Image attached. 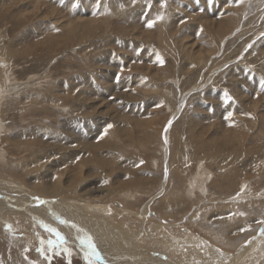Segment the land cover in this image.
Listing matches in <instances>:
<instances>
[{"label":"rangeland","instance_id":"1","mask_svg":"<svg viewBox=\"0 0 264 264\" xmlns=\"http://www.w3.org/2000/svg\"><path fill=\"white\" fill-rule=\"evenodd\" d=\"M0 45V264H88L59 232L80 243L82 213L55 231L19 219L56 189L104 235L140 232L126 238L151 260L171 234L230 264L238 248L201 230L220 224L264 264V0H0Z\"/></svg>","mask_w":264,"mask_h":264},{"label":"bare ground","instance_id":"2","mask_svg":"<svg viewBox=\"0 0 264 264\" xmlns=\"http://www.w3.org/2000/svg\"><path fill=\"white\" fill-rule=\"evenodd\" d=\"M6 56V60H7V62H8V60H9V58H8V55H9V50H7V49H5L2 45H0V56ZM10 61V60H9ZM4 62H3V60L1 61V65L3 64ZM2 70V68L0 67V71ZM10 72V71H9ZM5 73V72H4ZM5 75V74H4ZM15 76V75H14ZM4 80H5V78H4ZM10 80V79H9ZM18 80V79H17ZM12 81V80H11ZM19 81V80H18ZM9 82V81H8ZM2 85H0V87H1ZM6 86H7V84H6ZM28 86V85H27ZM1 90H2V88H0ZM15 89V88H14ZM0 90V91H1ZM6 90V89H5ZM3 91V90H2ZM8 91V90H7ZM21 91V90H20ZM16 92V91H15ZM2 93V92H1ZM5 92H3V94H4ZM7 93V92H6ZM5 93V94H6ZM11 93V92H10ZM2 95V94H1ZM5 96V95H4ZM15 96V95H14ZM2 98V97H1ZM0 98V99H1ZM10 98V97H9ZM1 101V100H0ZM10 101H11V99H10ZM1 106V105H0ZM1 108V107H0ZM3 109V108H2ZM6 110V109H5ZM2 112H3V110H2ZM2 115H3V113H2ZM4 119V118H3ZM2 127V126H1ZM1 129V128H0ZM6 129V128H5ZM2 130H3V128H2ZM3 135H5V134H3ZM2 135V136H3ZM3 138V137H2ZM1 139V138H0ZM0 142H1V140H0ZM33 143V142H32ZM31 143V144H32ZM35 143V142H34ZM16 144V143H15ZM18 144V146H19V143H17ZM21 144V143H20ZM39 144V143H38ZM34 145V144H33ZM10 149H11V147H10ZM13 149V148H12ZM35 150H37L36 149V147L34 148ZM4 150V149H3ZM20 150V149H19ZM2 151V150H1ZM7 151V150H6ZM8 152V151H7ZM25 152V151H24ZM4 153V152H3ZM8 157V156H7ZM3 158H6V157H3ZM38 158V157H37ZM15 163V162H14ZM198 163V162H197ZM187 164V163H186ZM204 165V164H203ZM38 166V165H37ZM36 166V167H37ZM197 166V165H196ZM197 169V168H196ZM36 171V170H35ZM29 172H31V171H29ZM37 172V171H36ZM2 174V173H1ZM29 174H31V173H29ZM41 174V173H40ZM4 175V174H3ZM2 175V176H3ZM6 175V174H5ZM5 175H4V177H5ZM23 175V174H22ZM37 175V173L35 174V177H37L36 176ZM206 175V174H205ZM6 176H8V175H6ZM10 176H11V174H10ZM25 176V175H24ZM29 176V175H28ZM28 176H26V177H28ZM40 176V175H39ZM43 176H45L44 174L42 175V177ZM19 177H23V176H19ZM31 177V176H30ZM1 178V177H0ZM10 178H12V177H10ZM16 178V177H15ZM17 178H18V176H17ZM33 179V178H32ZM35 179V178H34ZM34 179H33V181H34ZM41 179H44V178H41ZM37 180H38V178H37ZM201 180V179H200ZM30 181V180H29ZM202 181V180H201ZM2 182V181H1ZM25 182H27V180H25ZM205 182V181H204ZM20 183V182H19ZM40 183V182H39ZM38 183V184H39ZM43 183V182H42ZM10 184V183H9ZM208 184V183H207ZM11 185H13V184H11ZM27 185H29L30 186V184H27ZM208 185H210V184H208ZM18 186H19V184H18ZM32 187H34V186H32ZM37 187V186H36ZM22 188V187H21ZM26 189V188H25ZM35 189H37V188H35ZM35 191V190H34ZM56 191L57 192H55V193H53V196H47V197H38V196H41L40 195V193L41 194H43V193H45L44 191H42V190H39V195H37V193L38 192H35L36 193V195H37V197H35V198H31L32 199V201L30 200L29 201V199H27L28 200V202H30V204H34L36 207H38V208H36L35 210H33V212L35 213H33L34 214V216H30V217H24L23 215L25 214H21V213H19V219H21V217H22V219H25L26 218V220H28V219H34V220H36V222H40V223H43V224H45L46 226H48V228L50 229V228H52L53 229V227H54V223H55V221H54V223H52V221H53V219L54 220H56L57 222H59V218H55V216H57V215H60V216H64V218H65V220H70L71 219V217H72V214L74 215L75 213H82L81 214V217L79 218V220H81V222L78 220L77 222H79V223H81L82 225L81 226H79V227H81V230L82 229H85V232L88 234V236H90L91 237V239H92V241L94 242V244H95V242L98 244V246L100 247V249H102L100 252H98V253H100V254H98V256H99V258L102 260V261H106L107 262V264H116V262H119L118 260H121L122 261V264H125V263H129L128 262V260H130V261H132V262H138L137 260H135V259H138L139 261H141L143 264H162L161 262H159L158 260L156 261V258H158V257H162L163 255L162 254H160V253H164V254H167L168 255V257H170L171 259H168V258H166L167 259V261H168V263H166V264H175V263H173V261L174 262H176L177 264H214V263H216V262H213L212 261V257H210V258H207V257H205V256H201V257H197L195 254H193V252H194V250H195V246L194 245H196L195 243H193L191 240L192 239H190V238H188V239H190L189 241H188V244L186 245V249L184 248L185 246H183V249L181 248L182 247V244H181V242H180V240H178V239H175V237H173L171 234H166V237H165V239H162V241H160L161 242V244H158L157 246H158V248L159 249H161L160 251H158L159 252V254H157V255H154L155 257V260L153 259V260H151V256L153 255V254H151V255H149L146 251H144V250H138L136 247L137 246H139V242L136 240V239H134V241H135V243L133 244L131 241H128V239L126 238V237H128V238H131L132 236H133V234H135L136 233V235L137 234H141L140 232H137V231H135V233H134V231L132 232V231H130V230H128V229H126V228H124L123 230H119V229H117V228H113L114 229V231H112V232H114V233H112V234H109L110 232H111V230H103V228L105 227L103 224H101V223H99L98 221H99V219L98 218H95V221L92 223V224H90L92 221H90V220H88V218H90L89 216L90 215H85L84 214V212H85V210H84V208H88V207H91L90 205H88L87 203V206L84 204V202H83V204H81L80 206H78V208L76 207V204L74 203V202H71V201H68V199H66L65 198V200L63 201V203L62 204H59V203H61L62 202V200L64 199L63 197H58V196H61V195H66L65 193V191L64 190H59V189H56ZM34 193V192H33ZM83 193V192H82ZM122 193V192H121ZM125 193V192H124ZM92 194V193H91ZM129 194V193H128ZM43 195H45V194H43ZM54 195H58V196H56V197H54ZM168 195V194H167ZM6 196V195H5ZM71 196V195H70ZM84 196V195H83ZM8 197V196H7ZM67 197V196H66ZM85 197V196H84ZM9 198V197H8ZM52 198H57V200L58 201H54V200H52ZM6 199V198H5ZM167 200H169V202H177V203H180V201L178 202V199H179V196H178V194L177 193H175L173 196L171 195L170 197L168 196L167 198H166ZM24 200V199H23ZM67 200V201H66ZM127 200V199H126ZM40 201H44V203H40ZM53 201V203H51ZM75 201V200H74ZM212 202H214V201H212ZM9 203V202H8ZM58 203V205H56V206H54L55 208L54 209H56L55 210V212L57 213H55L56 215H54V209L52 210V208H48V206H51V205H54V204H57ZM130 204V203H129ZM128 205V204H127ZM181 205H183V204H181ZM180 205V206H181ZM207 205V204H206ZM22 206V205H21ZM25 206V205H24ZM80 207H82L81 209H82V211H81V209H80ZM93 207V206H92ZM97 207V206H96ZM15 208H17V207H15ZM31 208V207H30ZM33 208H35V207H33ZM93 208H95V207H93ZM18 209V208H17ZM221 209V208H220ZM11 210V209H10ZM15 210V209H14ZM122 210V209H121ZM214 210H216V207H215V209L214 208H212V210L211 211H214ZM13 211V210H12ZM89 211H91V208L89 209ZM24 212H26V211H24ZM6 213V212H5ZM12 213V212H11ZM14 213V212H13ZM18 213V212H17ZM22 213H23V211H22ZM3 214V213H2ZM31 214V213H30ZM101 214H103V213H101ZM0 215H1V213H0ZM4 215V214H3ZM7 215V214H6ZM29 216V215H28ZM70 216V217H69ZM10 217V216H9ZM61 217V218H62ZM79 217V216H78ZM92 217V216H91ZM230 218V220L233 222L234 220H235V218L234 217H229ZM7 219V218H6ZM101 219V218H100ZM103 219V218H102ZM62 220H64V219H62ZM64 220V221H65ZM83 221H85V222H83ZM56 222V223H57ZM0 223H1V221H0ZM11 223V222H10ZM39 223V224H40ZM75 223V222H74ZM84 223H86V225H84ZM160 223V222H159ZM162 223V222H161ZM64 224H65V222H64ZM74 225H77L78 226V224L76 223V224H74ZM87 225H92L91 226V228L90 227H88ZM216 225H218L217 227H214L215 229H217L216 231L215 230H208V229H201L203 232H204V234L205 235H208L209 237H210V239L213 241V243H215V244H223L226 248H227V250H230V251H232L233 249H237V252L240 254V255H236L235 253V255H233L232 254V258L230 259V264H235L236 262H237V260L238 261H240V263H242V264H250V263H248V261H246V258H247V256L244 254V251L246 252V250H240L239 248H240V243L241 242H239L238 244H237V246H235V243L233 242V240L232 241H230V240H228V239H226L223 235H222V232L223 231H220V229L222 228V225H220V224H216ZM76 226V227H77ZM120 226V225H119ZM154 226V225H153ZM182 226V225H181ZM20 227V226H19ZM71 227V226H70ZM75 227V228H76ZM107 227H109V225L107 224ZM54 228H57V227H54ZM75 228H73V229H75ZM123 228V227H122ZM153 228V227H152ZM151 228V229H152ZM157 228V227H156ZM51 229V230H52ZM59 229H61V228H59ZM59 229H56V230H59ZM153 230H154V228H153ZM175 230V229H174ZM79 231V230H78ZM105 231H109V235L107 234V235H104V233H105ZM183 231V230H182ZM59 232H61L60 234H61V236H62V238L63 239H65L66 241H68V242H70L71 244L72 243H74L77 247H79L81 250H84L85 249V252L86 253H88L90 250L87 248V245L86 244H82L81 243V241H80V243H78L79 242V240L77 239V237H76V235H74V230H72V229H70V228H68V227H63L62 228V230H60ZM165 232V231H164ZM167 232V231H166ZM76 233V232H75ZM181 233V232H180ZM179 233V234H180ZM22 234V233H21ZM25 234V233H24ZM76 234H79L78 232L76 233ZM191 234V233H190ZM264 234V232L263 233H261V235H263ZM184 236V235H183ZM255 236V235H254ZM15 236H13V238H14ZM141 237V236H140ZM160 237H162V236H160ZM178 237V236H177ZM259 237V236H258ZM11 238V237H10ZM17 238V237H16ZM27 238V237H26ZM142 238V237H141ZM141 238H137L138 240H140ZM25 238H23V239H21L20 241H22V243H26V241H28L27 239H26V241L24 240ZM122 239H124V241L125 242H123V240ZM180 239V238H179ZM182 239V238H181ZM255 239V238H254ZM260 239V238H259ZM15 240V239H14ZM41 240V239H40ZM82 240V239H81ZM122 240V241H121ZM187 240V239H186ZM197 240V239H196ZM243 240H245V239H243ZM253 240V239H252ZM252 240H250L251 242H253ZM255 240H258V238H256ZM18 241H19V239H18ZM183 241V240H182ZM7 242V241H6ZM14 242V241H13ZM245 242V241H244ZM259 242V241H258ZM16 243V242H15ZM24 243V244H25ZM204 243H206V242H204ZM162 244H164L165 245V247H163L162 246ZM13 245H15V244H13ZM19 245V244H18ZM22 245V244H21ZM96 245V244H95ZM252 245V244H251ZM7 246H8V244H7ZM17 246V245H16ZM23 246V245H22ZM42 246V245H41ZM75 246V247H76ZM235 246V247H234ZM243 246V245H242ZM247 246V245H246ZM252 246H256V244L253 242V245ZM19 247V246H18ZM111 247H113V249H114V251H116L115 252V254L114 253H112V254H108V252H112L111 251ZM226 248H225V250H226ZM243 248V247H242ZM20 249V248H19ZM24 249V248H23ZM244 249V248H243ZM251 249V248H250ZM250 249H249V251H250ZM254 249V248H253ZM252 249V250H253ZM260 249V248H259ZM21 250V249H20ZM19 250V251H20ZM74 250V249H73ZM225 250H223V252L225 251ZM18 251V250H17ZM18 251V252H19ZM62 251H63V249H62ZM75 251V250H74ZM97 251H98V249H97ZM261 251V250H260ZM69 252V251H68ZM21 253V252H20ZM126 253H130V254H134V256H137V257H131V256H129V255H121V254H126ZM136 253H138V255H135ZM220 253V252H219ZM5 254V253H4ZM248 254V253H247ZM249 254H251V253H249ZM248 254V255H249ZM23 255V254H22ZM78 255V254H77ZM103 255L104 257H101V256ZM221 255V254H220ZM242 255H245L244 257H242L241 258V256ZM263 255V254H262ZM261 255V256H262ZM149 256V257H148ZM219 256V255H218ZM125 257V258H124ZM221 257V256H220ZM85 258V257H84ZM92 258H94V257H92ZM107 258V259H106ZM150 258V259H149ZM4 259V258H3ZM86 259V258H85ZM126 259V260H125ZM221 259V258H220ZM19 260V259H18ZM26 260H32V259H26ZM171 260V261H170ZM34 261V260H33ZM44 261V260H43ZM126 261V262H125ZM229 261V260H228ZM38 261H36V263H37ZM45 262V261H44ZM223 262V261H222ZM239 262L238 263H236V264H240ZM254 263V262H253ZM105 264V263H104ZM140 264V263H139ZM163 264H164V262H163ZM218 264V263H217Z\"/></svg>","mask_w":264,"mask_h":264},{"label":"snow or ice","instance_id":"3","mask_svg":"<svg viewBox=\"0 0 264 264\" xmlns=\"http://www.w3.org/2000/svg\"><path fill=\"white\" fill-rule=\"evenodd\" d=\"M238 2H239V0H238ZM152 26H153V22L150 21L148 23V27H152ZM157 59L161 63H163L162 59H160V57H159V54H157ZM262 84H264V81H262ZM228 99H231V98L230 97H227V94H226L225 103H227V100ZM231 115H232V113H229L228 114L229 117ZM225 118L227 119L228 117H225ZM108 127H111V125H109ZM105 131H107V129ZM105 183H107V181H105ZM40 203H44V201H40ZM51 231H55V230L52 229ZM57 235L59 236L58 233H57ZM48 243L49 244H52L53 242L52 241H49ZM81 243L82 244H86L87 245V248L90 250L88 253H86V257H85L88 260V264H94L93 259H91L90 257H96V256H98V253H97V250H96V246H95L94 242L92 241L91 237L90 236H86L85 238H82Z\"/></svg>","mask_w":264,"mask_h":264}]
</instances>
